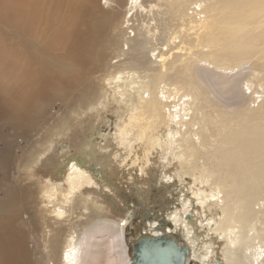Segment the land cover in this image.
I'll return each instance as SVG.
<instances>
[{
	"label": "bare ground",
	"instance_id": "6f19581e",
	"mask_svg": "<svg viewBox=\"0 0 264 264\" xmlns=\"http://www.w3.org/2000/svg\"><path fill=\"white\" fill-rule=\"evenodd\" d=\"M129 1L130 13L134 12L131 16L130 13L122 14L118 9L114 11V8L123 5L124 0H106L108 6H103L102 0H21V22L15 21L12 25L21 28V64L18 63L19 51L6 47L0 39V103L9 110V126L21 131V135H27L29 133L23 132L29 129L31 132L37 124L40 126L39 122L44 121L41 110L49 106L62 87L59 84L64 81V73L55 68V59L58 62L62 56H66L74 68L82 66L87 74L102 72L101 77L97 76L98 82L109 86L113 90V100L126 102V112L132 113L122 117L119 122L122 121L123 125L117 126L115 131L116 137L120 135L116 140L117 146L122 145L119 151L122 153L130 149V143L137 139H153L147 133V125L150 123L157 130L156 123L160 119L165 121L166 130L159 138L164 143L162 150L167 149L168 152L165 158L173 156L178 163L184 161L182 173L188 172L185 169L190 159L196 170L189 169V175L195 183L198 181V190L202 191L205 182L214 186V190L211 188L210 192L207 191V197L203 195L205 198L197 200L198 205L204 207L208 198L211 204L207 208L215 211L214 214L206 215L205 224L201 223L203 221L198 215L197 219L204 230L214 224L216 230L225 231L230 243L224 250L225 264H264V218L261 227L255 224L251 226L255 219H261L260 205L264 199V0H164V4L156 5L158 13L184 24L192 22L193 17L188 16V11L193 6V12L201 10L200 18L203 13L209 18L208 23L195 25L194 28L208 26L229 38L231 47L214 56L217 68L228 62L243 66L252 63L248 71L240 67L236 76L220 81L217 85L222 92L218 95H213L215 92L211 84H203L202 78L194 71L198 58L180 60V56H176L169 61L171 72L162 73L155 67L154 63L164 61L161 50L156 54L157 48L148 46L155 40L157 31H154V27L141 31L134 25L133 19L138 18L140 9L141 12L142 9L146 11L144 3L148 0ZM5 14V5L0 2V16ZM46 24L53 26L50 31L42 30V25L46 27ZM131 26L133 30L128 32ZM163 42L166 49L172 48L176 37L172 35L168 43ZM218 75H213L214 80L219 78ZM83 77L84 73L78 79L79 83ZM162 82L176 87L172 89L167 86L168 90L159 91ZM228 83L232 86L225 89ZM245 87L250 90L249 95ZM107 92L106 88L102 94L99 85L97 90L89 86L72 95L67 107L74 112L94 101L102 103L103 99L104 102L108 100L103 103V108H106L110 100ZM8 95L12 97L9 101ZM247 98H251V101L248 102ZM121 103L119 110L125 112ZM74 115L78 116V113L74 112ZM8 143L0 156L3 171H10L18 158L12 154L14 140ZM126 144L129 147H125ZM88 145L82 143L80 147L92 150ZM130 152L127 151L128 154ZM85 156H67L61 161L65 171L61 184L45 180V186L40 188L43 197L40 204L44 205L37 207L32 214L34 222L30 220L33 222L30 223L31 233H35L34 239L38 244L36 252L30 250L28 233L21 227L19 219V210L25 205H21V196L25 199L30 197L24 189L21 190V185L6 189V198L0 197V264L134 263L125 241L127 221L121 226L115 219L90 213V204L85 200L89 198L81 197L86 188L97 183L92 169H99L102 165ZM98 159L103 162L104 157ZM133 162L128 165L131 167ZM96 173L102 182L105 181L102 171L97 170ZM165 177L166 181L162 179L165 183L174 180L170 174ZM173 189L179 188L174 186ZM261 195L263 198H260ZM175 199V205L174 201L170 204L171 211L175 210L168 213L165 209L167 219L173 221L175 227H167L163 232L158 226L160 219L151 220L148 225L152 229V236L143 237L138 244L158 236L176 242L174 232L179 230L188 246L178 245L182 249L189 248V253L183 254L185 264L191 260L217 264L211 259L215 256V243L201 237L190 226V223L193 224V220L187 217L193 210L190 199L186 198L185 193ZM77 208H82L86 216L83 212L77 213ZM161 222L162 225L173 226L172 222ZM199 239H206V242L199 245L196 243ZM237 244L238 248L233 247Z\"/></svg>",
	"mask_w": 264,
	"mask_h": 264
},
{
	"label": "rangeland",
	"instance_id": "374dc122",
	"mask_svg": "<svg viewBox=\"0 0 264 264\" xmlns=\"http://www.w3.org/2000/svg\"><path fill=\"white\" fill-rule=\"evenodd\" d=\"M0 2L4 3L6 12L5 15H3L2 17L0 16V39L3 41L6 47L14 48L19 51L18 63L21 64V28H15L14 26H12L13 22L15 21L21 22V0H0ZM128 2L130 1L124 0L123 5H119L117 8H114V11H117L118 9L122 12V14L130 13L132 9ZM102 3L103 6H108L106 4V0H102ZM157 3L164 4L165 1H145L144 7L146 8V11L142 9L141 12L140 9V14L138 13L137 16L138 18L134 17L133 19L135 21L134 25H136L141 31H148V29H151L153 27L154 31H157L156 38L152 42L153 44L151 43L148 46L149 48H157V50L155 51L156 54L160 50L161 54L164 53V61L154 63L155 67H158L162 73L172 71V66L169 64V61L173 60L176 56H180V60L191 57L197 60L198 58L199 61L197 60V65L194 67V71L197 72L202 78L203 84L205 82V84H211V87L215 92L213 95H218L222 92L217 85L220 81L236 76L241 70L240 67L246 68L245 70L248 71L249 67L252 66V63L243 66L238 63L228 62L217 68L214 62V56L216 55V53L223 52L231 47V45H229V38L226 35H222L216 29L208 28V26L202 29H200V27L194 28L193 26L195 25H201L204 24V22L208 23L209 18L206 17L204 13L202 14L203 17L200 18L201 10L197 13L193 12V6H190L191 8L189 7L188 11V16L193 17V19L191 20L192 22H185L184 24L177 19L168 17V15L166 14H160V12L158 13L159 10L156 6ZM204 4L202 7H204ZM9 8L13 10L9 11ZM132 13L134 12H131L130 16ZM13 16H17L19 18ZM166 22L170 25V27L168 26V24H166ZM161 25L168 28L162 27ZM47 26V24L46 27L42 25V30L50 31V28L53 27L48 26L49 28H47ZM131 27V29H128V32H131V30H133V26ZM37 31H40V29ZM172 35L176 37V42L173 44L174 46L172 48L169 47L168 49H166L167 47L166 45H163L165 44L163 41H166L168 43L170 40V36ZM161 48L165 49L162 50ZM54 65L56 69H58L61 73H64L63 84H59V86L62 87L60 91H58L57 94L51 99V101L49 102V106L41 110V113H44V121L39 122L40 126H38L37 124L31 132L30 129L26 132H23L25 134H29L21 135V131H16L15 127L9 126L10 123H8L9 121L7 117V115H9V110L2 103H0V156L3 154L6 146L9 144L8 141L11 142L12 140H14V143L12 145V154L19 158L14 161V165L12 166L10 171H3L0 168V197L7 196L6 189L11 190V188H17L18 185H21V190L24 189L27 192L28 197H30L26 198V202V199L21 196V205L24 203L25 205L21 206V209L19 210L21 227L28 233L27 236L29 237V239L27 241L30 250L32 252H36L38 250L37 240L34 239L35 233H31L32 227L30 223L34 222L32 214L36 211L37 207H40V205H44V203L40 204L41 200L43 199L40 188L45 186V180L53 181L54 183H57V185L61 184L65 175V171L61 166V161H63L67 156H79L81 158H84L86 157L85 155H88L89 158L94 159L93 161L95 163L99 165L102 164V167L100 166L99 169H92V176L96 179L95 181L97 183H93L89 186V188H86L85 191L81 193V197L83 196L82 199L89 198L85 200H87L90 204V213L93 212L94 215H102L103 217L112 220L115 219L119 224H121V226L124 225V223H126L127 221V223L125 224V241L127 242V245L129 247V254L131 257H134L133 255L135 245H138L136 243L140 242L143 237H149L151 235L150 233L152 229L148 225L149 221L160 219V223H158V226H160L159 229L163 230V232H165V229H167V227L172 229L175 227L173 221L167 219L168 213L175 210L174 208L171 211L170 204L174 201L175 205V203L177 202V199H175V197H178L180 194L185 193L186 198L190 199V205H192L193 208L191 214L187 216L188 219L193 220V224L190 223V226L193 227L199 234H201V237L204 236L207 240L210 239V242L215 243V249L213 251V255L215 256H213L211 259L216 263L217 261H219V263L217 264H225L224 261L226 260V251L224 250H226L227 245L230 244L228 242V238H226L227 236L224 233L225 231L216 230L217 227L214 224L213 226H208V229L204 230L201 227V223H207L206 215L212 216L215 211L208 209L210 208L211 204L208 198V202L206 201V205L204 207L199 206L197 203V200H200L201 197H207V194H209L211 188L213 189L214 186L210 183L205 182L204 184H202V191L201 189L198 190V186H200L198 181V184L195 183L196 181H194L193 177L189 175V169H191L192 171L196 170V167L194 166V164H192L193 161L191 162L190 159V163L186 165L187 168L185 167V170H188V172L182 173L184 169L182 163L184 161L182 163H178L175 159L173 160V156L172 158H165L164 155L168 154V152H166L167 149L162 150L161 145L164 143H162V141L159 139L162 132L166 130L165 121H161L160 119L158 121L159 123H156V128H158L157 130H154V126L152 127L149 123L147 125V133H149V137L153 139H148V137H146L143 141H141L140 139H137L134 143L132 141V143H130L131 148H128L129 150L126 149L121 153L119 151V148L122 147V145H120L119 147L116 144V140L120 137V135L116 137L115 131L116 129H118L117 126L123 125L122 121L119 122L122 117L125 118L127 114H132L130 111L126 112V102L125 104L123 102L121 103L118 100H116L115 102L113 100L114 98H112L113 90L111 91V89H109L110 87L107 86L104 82H98L97 76L99 75L101 77L102 72H100L99 74H87V70H85V68L82 66H79L78 69L74 68L72 61L66 56H62L58 60V62L55 59ZM83 73V81L79 83L78 79ZM214 74H219L220 76H218L220 79L218 78L214 80ZM56 79L60 78L56 77ZM9 83L10 81L8 80L7 84L9 85ZM98 85L102 94L107 88L108 92L106 94L108 99H110L107 107L103 108V103H106L108 100L104 102V100L102 99V103H100L99 100L94 101L93 104L89 106L86 105L85 108H79L78 110L76 109L74 112L78 113V116H75L73 110L67 107L70 97L78 93L80 90L88 88L89 86H93L97 90ZM102 85H104L103 89L101 88ZM159 85V91H162L163 89L168 90L167 86L171 87L172 89L176 87L167 85L165 82H162ZM231 86L232 85H229L228 83V86L225 89H229ZM245 90L249 95L250 90H248L247 87H245ZM181 91L184 90L182 89ZM160 96H162V94ZM11 99L12 97L8 95L7 101ZM247 100L248 102H250L251 98H247ZM120 103L121 105L123 104V110L125 112H120ZM251 105L253 106L254 104ZM79 119L84 122V125H82L83 122ZM55 125H57V127H55ZM138 131H140V129ZM95 132L99 133L95 135ZM152 134L155 135H153L152 137ZM82 143H86V145L89 144L88 146H90L92 150L81 148L80 146L82 145ZM128 145L129 144H126L125 147H129ZM142 145L143 147H141ZM111 146L112 148H110ZM148 146L150 147V150H147L149 149ZM127 151H131L132 153L130 152V154H128ZM102 152H105L106 154H104L106 156ZM116 153L120 154V156ZM48 155L50 158L48 157ZM144 156H146V158ZM20 157L22 158L21 160ZM100 157H104L103 162L102 160L100 161V159H98ZM106 157H109V159ZM201 157H203V154H201ZM158 159L160 160L158 161ZM125 160L127 162H125ZM132 160L134 161L132 164L133 166L131 165L130 167V165L128 164L129 162H132ZM107 161H109L110 163ZM156 161L158 162V164L156 163ZM48 162L52 164H49ZM93 165L95 164L93 163ZM97 170L103 172V178L105 181L102 182V179L99 178L100 176L96 173ZM166 173L173 176L174 180H172V182H164V180H167V178L165 177V175H167ZM174 186L179 189L181 187V191L179 189L174 190ZM208 190L209 192H207ZM195 192L197 193V195ZM203 195H205V197ZM260 198H263L262 195ZM262 207H264V199L261 200L260 205V210L262 211L260 214L261 219H255L251 223V226L255 224L257 227H261V221L264 218V208ZM257 208H259V205H257ZM165 209L168 211V213ZM82 212L84 213V216H86V212H84L82 208L79 210L77 208V213L80 214ZM199 214H201L202 216ZM197 215L203 222L200 223L199 219H197ZM30 220H33V222H31ZM162 220L166 222H172L173 226L170 227V224L162 225ZM205 227H207V225H205ZM221 233H223V235ZM174 234L175 240L177 239V244L188 246L184 243L185 238L179 230L177 232L175 231ZM206 239L201 241L199 239V241L196 243H199L200 245V243L206 242ZM233 247L238 248L239 244L234 245ZM187 264L202 263L199 260H191V262H188Z\"/></svg>",
	"mask_w": 264,
	"mask_h": 264
},
{
	"label": "water",
	"instance_id": "95a60500",
	"mask_svg": "<svg viewBox=\"0 0 264 264\" xmlns=\"http://www.w3.org/2000/svg\"><path fill=\"white\" fill-rule=\"evenodd\" d=\"M185 252L189 253V248L182 249L174 240L164 236L153 237L135 245L133 264H185Z\"/></svg>",
	"mask_w": 264,
	"mask_h": 264
}]
</instances>
